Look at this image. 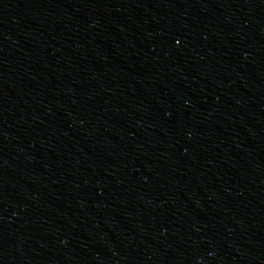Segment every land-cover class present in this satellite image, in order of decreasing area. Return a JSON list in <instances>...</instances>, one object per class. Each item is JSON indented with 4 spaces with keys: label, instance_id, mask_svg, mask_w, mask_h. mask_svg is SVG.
<instances>
[{
    "label": "water",
    "instance_id": "water-1",
    "mask_svg": "<svg viewBox=\"0 0 264 264\" xmlns=\"http://www.w3.org/2000/svg\"><path fill=\"white\" fill-rule=\"evenodd\" d=\"M0 264H264V0H0Z\"/></svg>",
    "mask_w": 264,
    "mask_h": 264
}]
</instances>
